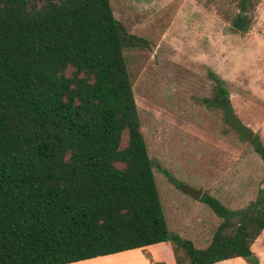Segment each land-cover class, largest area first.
Segmentation results:
<instances>
[{"label":"trees","instance_id":"trees-1","mask_svg":"<svg viewBox=\"0 0 264 264\" xmlns=\"http://www.w3.org/2000/svg\"><path fill=\"white\" fill-rule=\"evenodd\" d=\"M148 45L109 0H0V264H68L164 241L176 264H259L251 245L264 229V188L237 209L203 194L221 218L205 247L169 231L124 55ZM209 76V104L264 162L224 81Z\"/></svg>","mask_w":264,"mask_h":264},{"label":"rangeland","instance_id":"rangeland-1","mask_svg":"<svg viewBox=\"0 0 264 264\" xmlns=\"http://www.w3.org/2000/svg\"><path fill=\"white\" fill-rule=\"evenodd\" d=\"M109 1L114 17L149 42L124 51L149 157L201 196L246 206L264 188V162L209 104V73L224 81L233 112L264 145V0L246 2L244 31L232 26L240 0ZM159 167L153 173L169 231L205 247L221 218ZM262 232L253 245H264ZM148 246L70 264H142L141 256L174 263L169 248Z\"/></svg>","mask_w":264,"mask_h":264},{"label":"crops","instance_id":"crops-1","mask_svg":"<svg viewBox=\"0 0 264 264\" xmlns=\"http://www.w3.org/2000/svg\"><path fill=\"white\" fill-rule=\"evenodd\" d=\"M174 233H179V235H182V234H180L179 231L178 232H174ZM262 233L263 232H261V234ZM261 234L258 236V238L261 236ZM191 241L193 242L194 239H191ZM152 245H158V246H161V247L166 248V249L169 248V252L173 256V262H174L173 264H176L175 256H174V253H173V246H172V243L170 241L159 242V243H155V244H152ZM147 247H149V246L147 245ZM142 248H145V247H142ZM251 249L256 254V256L258 257L259 264H264V245H251ZM130 250H132V249H130ZM136 250H138V249H136ZM98 257H100V256H98ZM95 258H97V257H95ZM138 260H140L141 262L143 261L144 263L142 262V264H151L146 258H143L142 256L139 257ZM157 260H160V262H164L165 264H169L168 261L165 258L161 257V256ZM68 264H70V263H68ZM214 264H250V263H247L245 261V259L242 258V257H233V258H230V259L218 261V262H216Z\"/></svg>","mask_w":264,"mask_h":264},{"label":"water","instance_id":"water-1","mask_svg":"<svg viewBox=\"0 0 264 264\" xmlns=\"http://www.w3.org/2000/svg\"><path fill=\"white\" fill-rule=\"evenodd\" d=\"M181 190L183 192H185L186 194H188L189 196H191L192 198L196 199V200H199L200 197H201V191L193 188V187H190V186H187V185H181Z\"/></svg>","mask_w":264,"mask_h":264}]
</instances>
